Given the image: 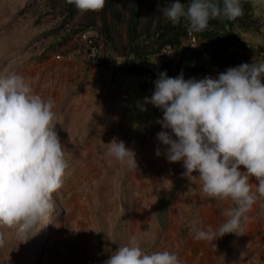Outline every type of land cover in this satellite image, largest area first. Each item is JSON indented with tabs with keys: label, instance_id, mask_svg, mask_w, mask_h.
<instances>
[{
	"label": "rangeland",
	"instance_id": "1",
	"mask_svg": "<svg viewBox=\"0 0 264 264\" xmlns=\"http://www.w3.org/2000/svg\"><path fill=\"white\" fill-rule=\"evenodd\" d=\"M65 4L0 0V73H18L36 94L55 101L61 123L56 131L68 162L64 184L53 194L58 209L53 222L38 232L35 246L37 234L20 242L14 229L0 227V264H104L133 236L145 252L167 250L181 264H264V198L241 218L238 234L212 242L193 238L198 229H218L235 205L203 197L197 173L191 181L182 176V161L168 162L166 146L156 138L162 111L144 98L151 97L160 72L181 74L172 71V50L131 59L126 38L131 0H116L105 12L107 44L99 12L80 13L74 6L63 21ZM168 6L169 0H145L138 31L147 24L151 33L155 24L167 21L163 9ZM247 6L243 16L222 27L229 38L228 64L199 62L193 74L183 73L186 80L215 78L241 63H264V0H247ZM88 25L101 36L100 64L77 41ZM194 40L197 48L206 42ZM113 140L135 152L136 171L107 154Z\"/></svg>",
	"mask_w": 264,
	"mask_h": 264
},
{
	"label": "clouds",
	"instance_id": "2",
	"mask_svg": "<svg viewBox=\"0 0 264 264\" xmlns=\"http://www.w3.org/2000/svg\"><path fill=\"white\" fill-rule=\"evenodd\" d=\"M65 2L85 13L103 10L106 0ZM163 15L174 26L183 18L191 34L208 29L210 20L233 21L244 15V9L241 0H188L187 7L174 0ZM144 102L162 111L157 121L162 130L156 138L166 146L167 161H182L181 175L189 181L197 173L203 197L235 205L224 213L227 219L218 229H198L193 238L212 242L238 234L241 218L258 198H264V63H241L215 78L186 80L182 73L169 77L160 72ZM54 107L52 98L36 94L18 73H0V227L14 229L20 242L52 223L58 211L53 194L64 184L68 162L56 131L60 121ZM108 144V155L136 171L132 149L123 141ZM155 154L161 155L159 147ZM250 178L256 181L255 191ZM104 264H181V260L167 250L145 252L133 236Z\"/></svg>",
	"mask_w": 264,
	"mask_h": 264
},
{
	"label": "trees",
	"instance_id": "3",
	"mask_svg": "<svg viewBox=\"0 0 264 264\" xmlns=\"http://www.w3.org/2000/svg\"><path fill=\"white\" fill-rule=\"evenodd\" d=\"M115 1L116 0H106L105 7L103 10L99 11V17L102 23L101 34L104 37L105 44L108 43L110 38L108 35L105 12L112 8ZM144 1L145 0H131L129 16L126 21V38L131 59L141 58L144 55L153 56L159 54L163 47L168 45L169 50H172V58L170 60L173 62L171 63L173 72L191 75L195 71L196 65L199 62H205L208 65L218 66L228 64V56L225 53L227 50L226 45L229 43V38L223 32L222 27L224 23L231 26L232 21L227 19L210 20L208 29L201 33H192L198 40L205 39L206 41L201 48H197L189 45L186 34L187 22L183 18L181 19V23L176 26L167 20L165 22L155 24L151 33H149V25L147 24L142 27L141 31H138L139 17ZM169 2L171 5L174 0H169ZM187 3L188 0L185 3V7H187ZM241 3L243 9L248 8L247 0H241ZM73 14L74 5L66 3L64 6L63 21H65L68 17H71ZM91 14L94 13L92 12ZM112 14L117 17V13L112 12ZM91 22L92 17L90 18V23ZM206 46H209V49L207 50L208 53L206 60H204V51Z\"/></svg>",
	"mask_w": 264,
	"mask_h": 264
},
{
	"label": "built area",
	"instance_id": "4",
	"mask_svg": "<svg viewBox=\"0 0 264 264\" xmlns=\"http://www.w3.org/2000/svg\"><path fill=\"white\" fill-rule=\"evenodd\" d=\"M98 31L96 27L88 26L77 33L78 44L84 46L87 57L93 60L95 64H100L103 59L101 36ZM186 34L189 45L194 46L195 37L192 33L189 34L187 32ZM165 49L168 50L169 46L166 45L162 50ZM58 57L59 56L56 55V58Z\"/></svg>",
	"mask_w": 264,
	"mask_h": 264
},
{
	"label": "bare ground",
	"instance_id": "5",
	"mask_svg": "<svg viewBox=\"0 0 264 264\" xmlns=\"http://www.w3.org/2000/svg\"><path fill=\"white\" fill-rule=\"evenodd\" d=\"M41 231V230H40ZM37 236V238H36V240H35V242L34 243H31V246H35L36 245V243H37V239H38V234L36 235ZM34 249V248H33ZM31 250V249H30ZM26 255H29V251H27V254Z\"/></svg>",
	"mask_w": 264,
	"mask_h": 264
}]
</instances>
